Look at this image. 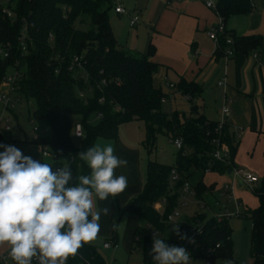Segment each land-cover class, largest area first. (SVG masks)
<instances>
[{
	"label": "trees",
	"instance_id": "obj_1",
	"mask_svg": "<svg viewBox=\"0 0 264 264\" xmlns=\"http://www.w3.org/2000/svg\"><path fill=\"white\" fill-rule=\"evenodd\" d=\"M214 1L215 12L224 24L231 17L248 15L254 8V0ZM114 6V0H17L13 8L0 6V82L11 69L23 72L16 91L19 96L33 101L34 144L49 149L54 168L63 167L59 161L64 160L74 178L90 173L77 154L93 146L98 139H116L119 127L124 123H145V146L148 149L155 147L159 132L167 133L172 141L181 138L183 146L178 151L176 165L170 167L150 161L144 191L127 206L130 214L140 217L150 204L167 198L169 205L163 215L166 222L175 211L179 191L187 181L185 174L192 169L228 173L235 167L237 142L226 126L222 139L230 147L231 164L214 161L211 141L215 136L216 122L201 115L183 119L179 115L169 117L161 111L162 99L169 95L154 87V77L159 69V65L152 61L155 46L150 44L147 53L141 55L122 48L116 41L110 22L109 11ZM4 10H10L13 16L8 17ZM24 29L28 35L26 51L20 42ZM228 38L233 40L236 53H249L262 44L260 36L236 37L224 32L219 36L218 54L224 55L229 47L226 43ZM6 51L9 52L7 58L2 56ZM75 56L83 58L84 67L91 77L90 83H86L76 70H70ZM103 80L106 84H102ZM89 85L94 89L93 94L87 100L79 98V92L87 90ZM176 88L177 92L190 98L191 104L202 91L199 84L184 79ZM101 99H104L103 103ZM191 112L197 113L196 106L192 105ZM93 115L99 119L97 126L89 124ZM78 116L83 119L84 137L81 145L76 147L72 141V119ZM10 142L9 131L1 136L0 144ZM174 169L179 180L171 187L169 179ZM207 189L200 182L196 186V195L200 196ZM169 191L174 195L169 196ZM254 194L259 207L249 211L247 216L251 221L250 255L252 264H264V185L256 188ZM182 225L189 228L201 226L200 242L214 252V259L234 261L232 229L227 220L219 222L215 217L197 215L182 220ZM168 233L175 234L166 225L162 239L179 246V238L168 236ZM153 234L149 225H138L134 232V243L143 247L145 264H154L149 255ZM116 240L114 225L109 241ZM71 258L76 263L83 260L90 264H106L97 249L88 244L78 251L75 258Z\"/></svg>",
	"mask_w": 264,
	"mask_h": 264
},
{
	"label": "crops",
	"instance_id": "obj_2",
	"mask_svg": "<svg viewBox=\"0 0 264 264\" xmlns=\"http://www.w3.org/2000/svg\"><path fill=\"white\" fill-rule=\"evenodd\" d=\"M253 3L251 13L231 17L224 24V29L236 37L260 36L262 44L249 53H236L227 62L223 55L217 53L216 43L208 36L209 30L219 24L220 17L206 6V0H175L171 3L167 0H147L145 4H140L138 9L130 12L140 16V23L136 27L130 26V16L116 13L117 17H111L110 22L118 44L130 53L145 54L150 44L155 46L152 61L159 65L154 77L156 89L168 94L170 98L178 95L190 102V99L177 90L173 91L170 85L177 86L179 81L184 79L201 86V93L193 98L192 104L190 103L191 109L192 105L196 106L197 113L191 112L187 118L201 115L216 122L221 118L226 99L230 101L228 129L233 137L240 135L236 143L234 164L237 168L257 175L260 178L258 188L264 185V0H254ZM118 4L126 8L120 1L115 2V7ZM224 77L227 79V85L225 88L219 87L218 82ZM128 172H132L134 179L127 182V188L123 192L105 201L94 198L99 209H110L109 214L100 215V233L109 240L112 238L113 226L118 216V204H122L127 211L129 202L139 196L146 185L147 176L143 179L135 167ZM207 175V178L201 181L208 188L207 191L219 194L228 202L234 201L236 207L239 204V211L242 206L247 213L259 207L255 194L254 196L242 191L243 188H250L235 183L228 173L208 172ZM227 186L232 194L230 201L223 196V190ZM240 200L244 203H240ZM225 209L217 202L214 208L206 207L208 214L205 215L215 217ZM130 215L125 235L119 237L116 228L117 240L113 242V246H116L119 240L123 241L124 246H129L128 242H134V232L140 224V217ZM141 216L146 218L145 225L162 234V237L165 236L166 223L161 216L149 208ZM193 217H186L184 220Z\"/></svg>",
	"mask_w": 264,
	"mask_h": 264
},
{
	"label": "clouds",
	"instance_id": "obj_3",
	"mask_svg": "<svg viewBox=\"0 0 264 264\" xmlns=\"http://www.w3.org/2000/svg\"><path fill=\"white\" fill-rule=\"evenodd\" d=\"M74 129V135L83 137L81 125ZM0 148L4 149L0 152V245L7 246L0 261L66 264L97 237L101 213L110 212L107 207L95 208L94 198H115L127 188V177L115 175L127 160L115 154L111 143L94 144L77 154L90 173L74 178L68 165L54 168L15 146L0 144ZM172 231L179 235L178 225ZM165 240L157 233L153 236L149 255L154 264H191L186 248Z\"/></svg>",
	"mask_w": 264,
	"mask_h": 264
},
{
	"label": "rangeland",
	"instance_id": "obj_4",
	"mask_svg": "<svg viewBox=\"0 0 264 264\" xmlns=\"http://www.w3.org/2000/svg\"><path fill=\"white\" fill-rule=\"evenodd\" d=\"M122 2L125 4L127 10L132 12L135 8H139L140 4H145L147 0H114L115 2ZM17 0H0V6L4 8L15 7ZM110 18L116 16L115 6L109 11ZM117 41V40H116ZM10 72H13L11 69ZM165 91V88H164ZM195 103V102H194ZM34 110V104L32 100H28L25 97H21L20 103L13 110V113H8L5 116L11 118L10 135L12 142L4 145H12L17 147L26 156H31L35 160H41V162H47L54 165L53 158L51 156L44 157L41 154L42 147L34 144L33 138L35 136L31 117ZM161 111L169 116L173 117L179 115L181 119L183 117H189L191 114V104L187 99H183L180 96L175 98L169 97L161 105ZM73 125L82 124V117H74L72 119ZM99 119L97 116L93 115L89 119V124L91 126H97ZM72 141L76 147L80 146L82 139H78L72 136ZM146 141V125L143 121H130L124 123L119 127L118 136L116 139H98L95 144H107L111 143L114 145L115 154L123 159L127 160L126 167H120L115 170V175H124L127 177V182L133 181L134 177L132 175L133 167L137 169L138 173L143 176V179L147 176V165L151 162H157L163 165L174 167L177 161L178 149L174 146L172 140H170L167 133L162 132L156 135L155 147L153 149H148L145 146ZM4 151L0 148V152ZM62 166L66 165L64 160L59 161ZM208 173L203 170H190L185 177L187 178L189 184L191 185L190 193H186L181 189L177 197L175 211L180 213V221L184 220L186 217H193L197 215H205L207 213V208H214V205L219 202L221 208H226L232 213H237V207L234 201L228 202L222 198L219 194H213L212 192L205 191L200 196L196 195V186L204 179L207 178ZM170 186L174 184L172 182V177L169 179ZM250 190V191H248ZM246 190L243 188V192H251V189ZM174 192L169 191V196H173ZM255 196V195H254ZM240 203H244L240 200ZM118 216L115 220V226L117 231H119V237L125 235L126 224L128 222L129 216H131L128 211L125 210L122 204H118ZM169 203L167 198H160L154 203L150 204L149 209L158 214L163 218L164 212L167 209ZM206 205V206H205ZM95 208H99L98 204L95 202ZM160 209V210H159ZM225 209V210H226ZM224 210V211H225ZM210 212V210H209ZM241 216L232 217L228 219V224L232 229V241H233V258L234 261L225 258H215L213 264H226V261H231V264H252V259L250 255L251 251V221L248 219V213L246 209L242 206L240 207ZM208 214V213H207ZM145 217L140 216L138 225H145ZM100 224V219H99ZM119 229V230H118ZM154 233L158 234V238L162 239V234L153 230ZM168 236L176 237L175 234L168 233ZM109 238H106L102 233H98L97 237L88 242L87 244L95 249L104 257L106 264H145L143 260V247L141 244L128 242L129 246H124L122 240H119L116 246H112L110 249H103V245L107 242ZM130 245H132L130 247ZM7 252L6 245H0V255ZM191 264H208V261L199 256H191Z\"/></svg>",
	"mask_w": 264,
	"mask_h": 264
},
{
	"label": "built area",
	"instance_id": "obj_5",
	"mask_svg": "<svg viewBox=\"0 0 264 264\" xmlns=\"http://www.w3.org/2000/svg\"><path fill=\"white\" fill-rule=\"evenodd\" d=\"M206 6L215 11V1L214 0H206ZM4 13L7 14L8 17L13 16V13L10 10H4ZM115 13L121 16H130V26L131 27H136L140 23V16L138 14H133V15L130 14V12L126 10V8L122 4H118L115 7ZM224 32H225L224 22L221 18H220L219 24L216 27L209 30L208 32V36L210 37V39H212L216 43L217 49L219 48V36L223 34ZM27 39H28L27 31L26 29H24L20 37V42H21L23 51H26L27 49V44H26ZM226 43L228 44L229 47L224 52L223 58L227 62L231 57H233L236 54V52L233 47L234 43L232 39H227ZM8 55H9L8 51L2 52L3 57L7 58ZM12 70L13 72L9 71V73L0 82V138L4 133L9 132L10 127H11L12 120L10 117H6L5 115L13 112V110L17 107V105L21 101V96L18 95L16 90L18 88V81L21 80V78L23 77V72L17 69L16 70L12 69ZM70 70L71 71L76 70L78 74L80 75V77L86 80V83H90L91 77L89 76L88 72L86 71L84 67L83 58L81 56H75L73 58ZM102 84H106V80H103ZM226 85H227L226 77H224L218 82L219 87L225 88ZM170 88L173 91H176L177 89L176 85L174 84H171ZM93 91H94L93 87L89 85L88 89L85 91H80L78 96L81 99L87 100V98H89L93 94ZM168 98H163L162 103L165 102ZM187 98L190 99L189 97ZM100 102L103 103L104 99H101ZM229 103L230 101L226 99V102L221 110V118L218 121H216V127L214 130L215 136H213L212 141H211L214 147V150L211 154L212 159L214 161L221 162L225 165L231 164L230 147L222 139L224 129L226 128V126H228L227 117L230 114ZM76 125H73V132H75L74 128ZM79 125H81L83 137H84L83 125L82 124H79ZM33 129L35 133L36 127L34 126ZM208 135H210V133ZM73 136L78 139H83V137H80L74 134ZM239 139H240V135H236L235 141L237 142ZM172 142L178 150L182 149L183 141L181 138H177L173 140ZM41 147H42L41 154L44 157H47V156L52 157L47 147H43V146ZM208 172H210V170L206 171V173ZM231 176L233 177L235 183L237 182L241 183L247 186L248 188H250L253 192L255 191L258 184L260 183V178L257 175L249 171H246L244 169L237 168V167H234L231 170ZM171 177H172L173 184H175L179 180V175L175 169L172 171ZM183 191L186 193H190L191 185L189 184L188 181H186L183 187ZM229 191H230V188L228 186L224 188L223 196H226L227 199L230 201L232 200V194ZM239 206L240 205L237 204V213H232L229 210H225V211L221 210V212L218 215H216L215 218L219 222H221L224 220L228 221V219L232 217H240L241 212L238 209ZM180 218H181L180 213L174 211L172 214H170L167 217V220L165 222L166 225H169L171 228H173L174 225H178L179 235L175 231L174 233L176 237L179 238L180 240L179 246L186 248L190 252L191 256L199 255L205 258L208 261V264H213L210 262V260L211 261L214 260V252L210 249H206L200 242V235L202 233L203 228L201 226L198 228L197 227L189 228L185 225H182V220L180 221ZM155 234L156 233H154L153 236ZM181 236H183L184 239H181L180 238ZM113 245H114L113 242L108 241L103 245V249L108 250ZM218 247L219 246H217V248ZM3 255H6V253ZM0 264H3V261H0ZM8 264H13V262L9 260ZM66 264H90V263L87 261H83V260L76 263L72 260L71 257H69Z\"/></svg>",
	"mask_w": 264,
	"mask_h": 264
},
{
	"label": "water",
	"instance_id": "obj_6",
	"mask_svg": "<svg viewBox=\"0 0 264 264\" xmlns=\"http://www.w3.org/2000/svg\"><path fill=\"white\" fill-rule=\"evenodd\" d=\"M228 174L231 175V170L228 171Z\"/></svg>",
	"mask_w": 264,
	"mask_h": 264
}]
</instances>
